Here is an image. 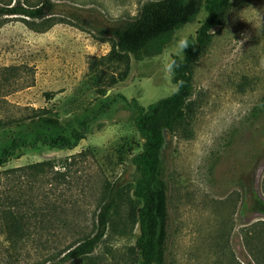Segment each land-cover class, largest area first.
I'll return each mask as SVG.
<instances>
[{
	"label": "rangeland",
	"instance_id": "rangeland-1",
	"mask_svg": "<svg viewBox=\"0 0 264 264\" xmlns=\"http://www.w3.org/2000/svg\"><path fill=\"white\" fill-rule=\"evenodd\" d=\"M56 1L67 17L47 29L0 15V77L12 73L0 88V117L23 118L0 127V151L13 139L36 141L0 167V264H138L134 157L143 138L131 101L147 106L177 90L166 65L207 11L203 4L158 53L109 61L111 43L94 26L132 18L147 0ZM127 64V77L111 84ZM193 82V134L168 131L163 149L168 263L264 264V215L243 207L264 198V0L233 1ZM34 107L50 112L28 118ZM84 120L86 137L74 148L43 141ZM109 185L119 196L105 237L89 256L64 259L95 232Z\"/></svg>",
	"mask_w": 264,
	"mask_h": 264
},
{
	"label": "trees",
	"instance_id": "trees-1",
	"mask_svg": "<svg viewBox=\"0 0 264 264\" xmlns=\"http://www.w3.org/2000/svg\"><path fill=\"white\" fill-rule=\"evenodd\" d=\"M234 0H147L139 12L132 18L120 20L110 25L94 26L98 31V39L109 41L111 49L106 58L109 61L129 60L132 54L136 59L158 53L173 34L185 23L193 21L204 4L207 11L205 20L201 23L196 35L186 39L189 47L183 56L174 54L172 61L179 64L174 68L172 79L177 90L147 106L132 98L135 109L134 124L143 138L142 148L134 160L140 173L135 181L133 194L140 202L137 209L139 234L136 238L138 249V264H169L168 243L170 238L171 213L169 208V183L165 175L163 149L166 144L165 130L175 134L182 132L187 136L193 134L192 118L195 113L194 100L191 98L194 90V69L199 56L211 45L213 30L224 23L226 13ZM0 15L23 17L26 21L41 20L38 29H47L51 25L65 21L67 17L59 10L56 0H41L38 3L15 0L0 2ZM70 18L80 19L69 14ZM81 23V22H80ZM87 23H89L87 21ZM129 64L125 70L112 79L114 84L127 77ZM11 72H5L0 77V88L9 84ZM50 95V94H47ZM264 103V102H263ZM45 107H34L29 117H39L49 113ZM23 118L0 117V127L20 121ZM89 122L84 120L80 129H73L71 134L60 133L55 138L43 141L53 147L72 149L86 137ZM36 143L25 139H13L0 151V167L13 155L20 145ZM44 161L35 163V166ZM109 185L107 197L101 204L97 216L95 232L73 247H70L64 259L89 256L105 237L111 214L117 204L118 192ZM245 209L253 208L264 215V198L255 195L254 202L245 199ZM243 211V210H242ZM49 264H60L53 262Z\"/></svg>",
	"mask_w": 264,
	"mask_h": 264
},
{
	"label": "clouds",
	"instance_id": "clouds-1",
	"mask_svg": "<svg viewBox=\"0 0 264 264\" xmlns=\"http://www.w3.org/2000/svg\"><path fill=\"white\" fill-rule=\"evenodd\" d=\"M189 47V42L186 38H181L178 41L177 44V49H178V54L182 55L185 53V50ZM179 67V64H177L175 61L170 62L169 64L166 65L165 71L171 72L174 70V68Z\"/></svg>",
	"mask_w": 264,
	"mask_h": 264
},
{
	"label": "water",
	"instance_id": "water-1",
	"mask_svg": "<svg viewBox=\"0 0 264 264\" xmlns=\"http://www.w3.org/2000/svg\"><path fill=\"white\" fill-rule=\"evenodd\" d=\"M169 130H165V136H166V141H167V133H168Z\"/></svg>",
	"mask_w": 264,
	"mask_h": 264
}]
</instances>
